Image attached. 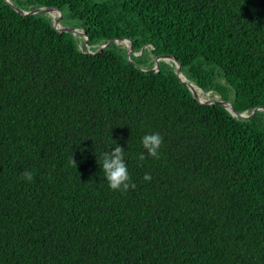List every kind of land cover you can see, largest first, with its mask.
<instances>
[{"label":"trees","instance_id":"trees-1","mask_svg":"<svg viewBox=\"0 0 264 264\" xmlns=\"http://www.w3.org/2000/svg\"><path fill=\"white\" fill-rule=\"evenodd\" d=\"M10 1L61 10L92 45L0 0V264H264V110L243 119L174 64L150 72L174 56L237 112L264 107V0ZM116 38L130 57L95 53ZM152 132L164 143L141 161ZM115 141L127 191L97 162Z\"/></svg>","mask_w":264,"mask_h":264},{"label":"clouds","instance_id":"clouds-1","mask_svg":"<svg viewBox=\"0 0 264 264\" xmlns=\"http://www.w3.org/2000/svg\"><path fill=\"white\" fill-rule=\"evenodd\" d=\"M115 143L116 146L110 150L97 153V162L100 165L103 180L107 182L111 190L127 191L130 187L134 188L135 183L131 179L128 163L125 159L126 150L116 141ZM163 143V137L158 132L144 134L141 137L143 151L140 153L139 159L143 161L148 156L153 158L158 157ZM71 163L77 166L73 157ZM21 175L25 181L33 179V173L27 169ZM144 179L150 181L152 179L151 174L146 173Z\"/></svg>","mask_w":264,"mask_h":264},{"label":"water","instance_id":"water-1","mask_svg":"<svg viewBox=\"0 0 264 264\" xmlns=\"http://www.w3.org/2000/svg\"><path fill=\"white\" fill-rule=\"evenodd\" d=\"M4 1L7 5L14 8L22 16H33V15H37L40 13H47L51 16V12L53 10L56 11L57 16L53 18L54 19L53 27L56 30L61 31V32H69V33H72L75 35L76 34L83 35V37L85 38V47L87 50L90 49L92 43L84 31H82L80 29H75V28H66V27L63 28L61 26V21L63 19V13L61 10H59L57 8H39V9H36L33 11H25L23 9L16 7L10 0H4ZM123 43L128 48V57H130V55L132 53H134V42L128 38H116V39H113L111 41H108L107 43H105L99 47H97V46H93V47L96 49L95 53H100L106 47H108L112 44H123ZM161 61H164L167 63L169 62V64H172V65L174 64L175 72H176V75H177L179 82L183 86H187L189 88V90L193 93L195 99H197L201 104H204V105H206V104L220 105V106L226 108L227 110H229L234 116H239L243 119H251L253 116H255L257 111L264 110V107H256L251 111V113L246 112V113L242 114V113L237 112L235 107L231 103L224 101L220 96H214L215 98H211L210 93L205 92L202 88L195 85L194 83L188 82V80L186 79V77L182 73V65H181L179 59L174 57V56L167 55V56H161V57L155 58V66L150 72H158ZM199 91L204 96H208L209 99L205 100V102H202L198 96ZM216 97L217 98L219 97L220 99L216 100Z\"/></svg>","mask_w":264,"mask_h":264},{"label":"bare ground","instance_id":"bare-ground-1","mask_svg":"<svg viewBox=\"0 0 264 264\" xmlns=\"http://www.w3.org/2000/svg\"><path fill=\"white\" fill-rule=\"evenodd\" d=\"M56 15H57V12L53 10V11L51 12V16H52V17H55ZM123 44H124V43H123ZM199 94H200V95H203L200 91H199ZM211 97H212V96H211ZM208 99H209L208 96H204V95L201 96V100H202V101H205V100H208Z\"/></svg>","mask_w":264,"mask_h":264},{"label":"rangeland","instance_id":"rangeland-1","mask_svg":"<svg viewBox=\"0 0 264 264\" xmlns=\"http://www.w3.org/2000/svg\"><path fill=\"white\" fill-rule=\"evenodd\" d=\"M57 16V15H56ZM55 16V17H56ZM54 18V17H53ZM161 63V62H160ZM167 63V62H166ZM167 64H169V62L167 63ZM189 82V81H188ZM190 83V82H189ZM198 96H199V98H200V100H201V96H203V95H200V94H198ZM212 97L211 98H215L213 95H211ZM220 98L218 97H216V100H219ZM202 101V100H201ZM202 102H205V101H202Z\"/></svg>","mask_w":264,"mask_h":264}]
</instances>
